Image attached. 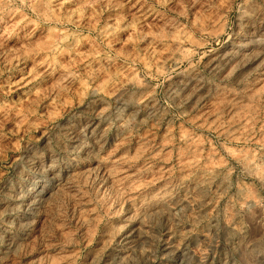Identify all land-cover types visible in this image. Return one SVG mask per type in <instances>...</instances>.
<instances>
[{
  "label": "rangeland",
  "instance_id": "1",
  "mask_svg": "<svg viewBox=\"0 0 264 264\" xmlns=\"http://www.w3.org/2000/svg\"><path fill=\"white\" fill-rule=\"evenodd\" d=\"M0 264H264V0H0Z\"/></svg>",
  "mask_w": 264,
  "mask_h": 264
},
{
  "label": "bare ground",
  "instance_id": "2",
  "mask_svg": "<svg viewBox=\"0 0 264 264\" xmlns=\"http://www.w3.org/2000/svg\"><path fill=\"white\" fill-rule=\"evenodd\" d=\"M123 250H124V249H119V252H120V251H123Z\"/></svg>",
  "mask_w": 264,
  "mask_h": 264
}]
</instances>
